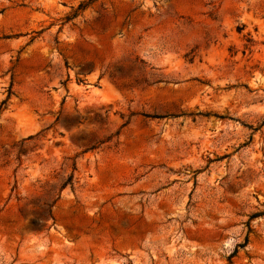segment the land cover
<instances>
[{
	"label": "rangeland",
	"instance_id": "374dc122",
	"mask_svg": "<svg viewBox=\"0 0 264 264\" xmlns=\"http://www.w3.org/2000/svg\"><path fill=\"white\" fill-rule=\"evenodd\" d=\"M0 264H264V0H0Z\"/></svg>",
	"mask_w": 264,
	"mask_h": 264
},
{
	"label": "trees",
	"instance_id": "16d2710c",
	"mask_svg": "<svg viewBox=\"0 0 264 264\" xmlns=\"http://www.w3.org/2000/svg\"><path fill=\"white\" fill-rule=\"evenodd\" d=\"M258 214H253L251 217L257 216Z\"/></svg>",
	"mask_w": 264,
	"mask_h": 264
}]
</instances>
